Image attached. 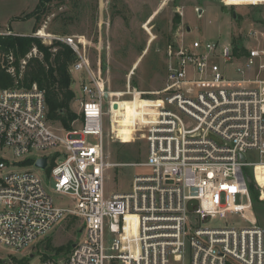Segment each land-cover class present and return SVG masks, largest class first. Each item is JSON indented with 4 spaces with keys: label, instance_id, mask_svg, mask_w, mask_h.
<instances>
[{
    "label": "built area",
    "instance_id": "1",
    "mask_svg": "<svg viewBox=\"0 0 264 264\" xmlns=\"http://www.w3.org/2000/svg\"><path fill=\"white\" fill-rule=\"evenodd\" d=\"M9 35L19 36L0 31ZM245 39L254 43L168 45L165 85L149 92H132L130 81L124 91L106 90L87 43L58 39L76 57L72 129L50 123L36 84L0 89V247L27 253L71 216L83 236L66 259L40 264H264V231L245 217L253 212L243 174L264 165V32L253 28ZM136 98L147 105L123 125L117 102ZM124 129L132 143H146V161L132 166L149 172L134 176L129 192L108 194L104 140L124 144ZM41 158L44 170L35 167ZM49 185L73 204H54ZM229 214L247 225L202 227Z\"/></svg>",
    "mask_w": 264,
    "mask_h": 264
},
{
    "label": "rangeland",
    "instance_id": "2",
    "mask_svg": "<svg viewBox=\"0 0 264 264\" xmlns=\"http://www.w3.org/2000/svg\"><path fill=\"white\" fill-rule=\"evenodd\" d=\"M248 1L255 3L257 0H51L44 3L33 17L26 19L36 9L39 0H0V31L9 30L20 37L31 36L45 47L52 45L53 41L62 43L58 39L64 37L81 38V42L87 43L92 70L106 90L124 91L130 81L132 92H149L160 90L165 85L168 45L180 41L188 45L194 40H201L235 46L248 43L251 46L254 42H247L245 33L253 28L264 32V2L245 5L250 4ZM41 58L36 47L18 60L11 53L0 52V72L11 77L13 84L9 87H26L24 79L29 64L33 59ZM11 67L13 73L9 74L7 69ZM71 79L75 93L71 109L75 112L79 90L76 78L71 76ZM141 99H146V96ZM135 101L139 100L136 98ZM135 101L117 102L123 111L120 112L123 125L127 126L142 109H135ZM75 125L71 123V127ZM123 133L124 144L111 140L108 135L104 140L106 161L112 165L105 179L108 194L129 192L134 176L149 172L148 169L132 166L146 161V143L144 140L132 143L126 136L128 130L124 129ZM88 140L95 142L92 138ZM35 172L41 178L46 176L45 171ZM244 174L253 185L252 196L248 187L253 212L250 221H255L264 231V167L245 168ZM48 191L54 204L63 207L73 204L69 196L51 193L50 185ZM252 197L256 199L254 202ZM240 204H247L246 199L242 197ZM245 225L246 222L238 214H229L202 227L222 229ZM80 228L78 219L67 216L27 253L11 254L0 247V259L12 263L10 257L17 260L23 258V264H40L44 256L54 261L64 260L83 236L79 233ZM48 243L54 250L46 248Z\"/></svg>",
    "mask_w": 264,
    "mask_h": 264
},
{
    "label": "trees",
    "instance_id": "3",
    "mask_svg": "<svg viewBox=\"0 0 264 264\" xmlns=\"http://www.w3.org/2000/svg\"><path fill=\"white\" fill-rule=\"evenodd\" d=\"M48 1L51 0H39L36 9L28 14L26 19L33 17L44 3ZM32 47L38 49L42 58L31 61L24 79V85L28 88L36 84L40 90L44 91L47 104V117L50 123L58 125L65 130L72 129L71 123L76 119L77 115L71 109L75 93L72 90L73 81L69 68L75 62L76 57L67 45L60 42L53 41L52 45L45 47L38 39H34L31 36L0 37V52L6 55L11 53L16 60L24 57ZM12 84L11 77L0 72V87L6 88ZM144 105L146 103L141 100L135 101V109L143 108ZM245 178L247 179L246 176ZM252 186L250 182L247 183L251 196L253 194ZM255 200L253 199V202ZM46 248L54 250L49 243L46 244ZM10 258L14 264H23V258L19 260L15 259V257ZM47 258L49 257L44 256V260H47ZM12 263H8L6 259H0V264Z\"/></svg>",
    "mask_w": 264,
    "mask_h": 264
},
{
    "label": "water",
    "instance_id": "4",
    "mask_svg": "<svg viewBox=\"0 0 264 264\" xmlns=\"http://www.w3.org/2000/svg\"><path fill=\"white\" fill-rule=\"evenodd\" d=\"M189 30V28L187 29V31ZM105 97L107 98V94H105ZM240 160L241 161H243L244 160V158H243V156H241L240 157ZM46 165H47V158H41V159H39V160H37L36 162H35V167L36 168H39V169H41V170H44L45 168H46ZM246 181H247V183H249L251 180L250 179H246ZM82 228H80L79 229V233H82ZM72 247H74V245L72 246Z\"/></svg>",
    "mask_w": 264,
    "mask_h": 264
},
{
    "label": "bare ground",
    "instance_id": "5",
    "mask_svg": "<svg viewBox=\"0 0 264 264\" xmlns=\"http://www.w3.org/2000/svg\"><path fill=\"white\" fill-rule=\"evenodd\" d=\"M41 34H42V32L39 33L40 36H41ZM41 37H42V36H41ZM118 107H119V106H118ZM260 167H264V165L257 166L256 168H260ZM245 217H246V218H249V219H252V215H251V213L248 212V211L245 213Z\"/></svg>",
    "mask_w": 264,
    "mask_h": 264
}]
</instances>
